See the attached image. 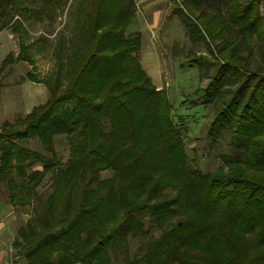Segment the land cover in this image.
I'll use <instances>...</instances> for the list:
<instances>
[{"label": "trees", "instance_id": "1", "mask_svg": "<svg viewBox=\"0 0 264 264\" xmlns=\"http://www.w3.org/2000/svg\"><path fill=\"white\" fill-rule=\"evenodd\" d=\"M29 1L30 4H25V0H0V31L16 15L23 19L14 26L20 32L19 55L9 53L0 63V89L3 71L9 64L34 63L28 51L31 44L24 40L29 29L23 22H36L43 16L54 19L58 15L54 0ZM261 5L264 11V0H181V6L214 45L220 64L239 76L241 85L228 102L218 107L207 132V138L213 140L222 129L223 121L235 124V138L231 137L230 141L231 155H221L229 165L228 175L219 177L188 166L183 143L187 129L184 125L176 127L169 117L175 142L171 143V138L165 140L164 151L168 158L164 160L175 161L182 181L173 185L160 183L159 175L164 173V168L158 166L146 178L144 173L138 175L140 181L145 178L146 183L152 182L144 196L147 203L156 201L151 209L162 213L179 211L177 225L163 230L152 242L167 241L161 252L166 253V259L172 263L249 264L231 245L215 255L179 256L184 246L189 247L195 239L204 241L205 235L213 229L218 230L221 239H228L222 215L242 221L250 218L247 228L255 233L261 248L258 257L264 260V12ZM136 10L135 0H78L76 14L81 28L71 45L78 48L71 47L67 54L75 56L70 61V69L66 71L61 65L64 42L60 41L55 51L58 67L52 83L48 82V77L38 78L36 68L21 77V82L42 81L49 89L43 104L0 126V184H5L7 202L22 208L32 203L34 212L26 227L18 230L22 243L17 238L12 242L16 249L14 255L25 256L27 264H111L107 261L109 251H118L120 246L126 249L124 243L130 235L127 222L133 211L127 209L121 220L101 221L102 206L109 197L113 181L99 180L98 174L109 169L121 170L120 156L130 153L129 161L134 156L133 144L126 140L120 149H113L103 141L88 143L86 138L96 127L103 137L111 134V112L115 106L127 114L138 113L135 119L138 124L144 122L151 126L153 123V112L145 109L142 113L141 101L156 93L162 95L163 88L154 84L142 65L141 35L127 33ZM253 45L258 52L255 61ZM254 72L258 78L249 87ZM220 75L217 70L207 87L194 91L195 95L201 94L198 98L186 100L210 106ZM101 82L106 86L98 89ZM249 88L250 94L241 105ZM58 135H66L72 151L75 146L81 149L84 163L79 173L73 171V160L69 158L65 162L56 150ZM164 135L167 134L155 133L158 145ZM33 139L40 142L43 150L24 145L25 141ZM138 160L134 157L130 163ZM37 163L41 164V169L32 168ZM47 175L51 179L50 189L40 193L39 186ZM77 182L80 183L78 191L73 194L71 188ZM168 186H172L175 193L166 192ZM187 191L193 196L187 195ZM60 196L64 203L57 209L55 200ZM124 203L129 206L131 199L125 196ZM187 204L194 213L207 210L219 218L205 225L196 223L188 211L181 210ZM140 221L137 216V222ZM152 246L148 245L138 257L129 255L125 264H148Z\"/></svg>", "mask_w": 264, "mask_h": 264}, {"label": "rangeland", "instance_id": "2", "mask_svg": "<svg viewBox=\"0 0 264 264\" xmlns=\"http://www.w3.org/2000/svg\"><path fill=\"white\" fill-rule=\"evenodd\" d=\"M54 1L59 9L57 12L58 15L54 19L44 18L43 16L42 20H37L36 22L25 21L32 32L26 34L24 40L25 43L31 44L28 51L34 63L31 64L28 61H22L21 68L19 69L21 75L18 77L16 74L14 81H20L21 77L27 74L28 71L36 68L34 71L37 72L38 78L43 79L48 77V82L52 83L54 74L56 73L55 69L58 67L55 51L60 41L64 42L62 53L63 63L61 65L66 71L70 69V61L75 56L67 54H69L72 43L76 40V32L80 31L79 29L81 28L77 22L78 16L76 14L78 0ZM169 1L171 2H169L170 6H165L158 24H153L150 28L144 22L145 19L142 20L143 14L140 11L139 16L137 14L127 29L128 34L133 32L139 33L141 39H144V34H147V29L154 34V44L151 42L145 44L142 40L144 52H147V56H150V58L153 57L156 61L152 63L155 73H152V70L149 73H152L151 76L154 77L156 83L161 84L159 88H163L161 91L163 92L162 95L156 93L149 99L141 101L142 113L145 109L153 112L151 113L152 125L147 126L144 122L143 124H138L135 120L138 117V113L127 114L124 110L115 106L111 112L113 117L111 134L103 137L100 129L96 127L89 132L86 138L88 143L103 141V144L113 149H120L126 140L133 144L132 151L134 152V156L129 161H127V158L130 156V153L120 156L121 161L118 164L122 167L121 170L118 169L117 172L115 169H109L101 171L98 174L99 180L113 181L109 197L102 206L101 221L104 222L114 218L121 220L124 218L127 209L133 211L127 222L130 235L124 243L126 249L120 246L118 251H109L107 261L111 264H125L130 258L129 255L138 257L150 244L153 246L147 257L148 264H175L170 259H166V253L163 254L164 252H161L163 246L167 243L165 239H161L162 241L155 242V244H152V242L163 230L177 225L180 219L179 211L175 210L162 213L159 209L153 210L150 208L154 207L152 203L156 201L147 203L144 200L146 188L152 184V182L146 183L145 178L153 171L155 166L164 168V173L159 175L160 183L173 185V183L182 181L181 170L175 167V161L164 160L168 158L167 153L165 154L166 150L164 151L165 140L167 139L168 141L171 138V143L174 144L175 142L169 127L168 120L170 118H172V122L176 127L179 126L182 128L184 125L187 129L183 137V143L188 158V166L202 173H213V175L219 177L226 176L229 173V165L221 155H231L232 149L230 147V141L231 137L235 138V124L233 121L226 120V123L223 121L221 124L222 129H220L213 140L207 138V132L218 107L228 102L233 92L241 85L239 76H234L225 66L220 64L214 45L203 35L199 26L195 25V19L181 6V0ZM30 3L29 0H25V4ZM261 10L264 12L262 5ZM72 48L75 49L78 46ZM252 48L253 61H255L258 52L255 45ZM195 59L199 60L197 61ZM9 66L10 64L6 67L5 72ZM251 67L254 68L255 64H252ZM217 70L220 71L221 75L216 84L217 92L213 99L214 102L210 106H206L204 103L187 101L186 99L198 98L201 95H195L193 93L198 87H207L212 82L213 75ZM63 71L66 73L65 70ZM153 74H156L158 79ZM251 76L252 78L248 82L249 87L257 81L258 74L254 72ZM11 77H8L7 74H2L3 84L9 83L10 79H12ZM105 86L106 84L101 82L97 85V88L103 89ZM250 90L251 88L246 91L241 105L244 104L246 98L249 96ZM18 97L16 91L9 93V96L6 95L5 101L6 105H8L3 116L8 121H15L24 116L22 112L20 114L13 113L15 112L14 108H19L17 102ZM32 98L33 96L29 101ZM12 101H15V103ZM25 104L28 103L26 102ZM25 104L21 105V108H25L27 106ZM127 117L128 119L126 121ZM0 118H2V114H0ZM157 131L167 134L160 137V145L154 139ZM24 145L43 150L38 140L25 141ZM55 148L59 151L65 162L69 158L73 160V171L75 174L79 173L84 163V156L81 149L75 146L74 151H72L67 144L66 135H58L55 137ZM73 153L74 157H72ZM235 153H238V150H235ZM134 157H138L139 160L130 163ZM32 168L41 169V164L37 163ZM142 173L145 174V178L140 181L138 175ZM79 184L77 182L75 185H72L71 193L75 194L78 191ZM50 185L51 179L47 175L39 186L40 193L48 191ZM67 190L69 191L68 188ZM5 192V184L1 183L0 217L9 220L12 219L11 222L15 225L12 234L22 243V238L19 236L18 230L26 227L27 223L31 221L34 215L32 203H29L23 208L9 204ZM166 192L175 193V189L172 186H168ZM187 195L192 197L193 193L187 191ZM125 196L131 199L129 206H126L124 203ZM62 203H64V200L60 196V198L58 197L55 200L56 208L59 209ZM181 210L184 212L188 211L196 223L202 222L204 225L209 224L216 217L219 218L217 214L211 215V212L207 210L194 213L192 208H190V204L185 205ZM134 215L136 216L134 217ZM137 216H140V222H137ZM222 216V221L226 222L227 225L226 231L228 239H221L217 234L218 230L213 229L205 235L204 241L199 238L193 240L189 247L184 246L180 250L184 252L179 254V256L186 257L189 255L193 257L204 253L215 255L225 251L226 247H230L231 245L237 252L242 254L243 259L250 262L249 264H264V260L258 257L261 248L255 233L249 231L247 228V222L250 218L242 221L232 219L225 215ZM174 254L178 258V254Z\"/></svg>", "mask_w": 264, "mask_h": 264}, {"label": "crops", "instance_id": "3", "mask_svg": "<svg viewBox=\"0 0 264 264\" xmlns=\"http://www.w3.org/2000/svg\"><path fill=\"white\" fill-rule=\"evenodd\" d=\"M137 11L136 16L141 13L143 14L142 20L146 22V25H148L151 28V25L158 24L161 15L163 14V11L165 9L166 5L170 6L169 0H135ZM170 2V3H169ZM135 16V17H136ZM147 19V20H146ZM23 21L22 17L19 15H16L14 19L8 24V26L4 27L0 31V63L1 61L9 54L13 53L15 57H17L20 53V32L17 29H14L15 24L19 21ZM24 26H27L25 22H23ZM31 33L32 31H30ZM162 37V36H161ZM145 44L152 43L154 44V34L150 30L147 29V34H144V39H142ZM142 65L145 68V70L148 72V74L151 76L152 73H155V70L152 66V63L156 62L153 57L150 58V56H147V52H144L143 50V43H142ZM144 57V58H143ZM22 61H16L10 64L7 71L3 72V74H7L8 77L12 76L10 79V82L7 84H3L2 88L0 89V114H2V118H0V126L4 121H8L5 116H3L4 111L6 110V95L9 96V93L16 91L18 93V109H15L16 114H22L26 115L28 112L32 110V108L35 105H38L40 103H43L48 98V89L46 84L39 81H34L31 79H26L25 81H14L15 75L19 77L21 75L20 68H21ZM19 70V71H18ZM152 70V71H151ZM152 72L151 74L149 72ZM24 75V74H23ZM156 75V74H153ZM21 77V76H20ZM154 84L159 88L161 84L156 83L153 76H151ZM156 78L158 79V76L156 75ZM4 79V78H3ZM23 92V93H22ZM23 94V97H22ZM25 94V95H24ZM5 96V97H4ZM33 96L32 100L30 98ZM15 103V101H12ZM11 102V103H12ZM28 104H25V103ZM27 105L25 108H21V105ZM11 105V104H10ZM11 108L10 106H8ZM22 110V111H21ZM10 121V120H9ZM9 219H3L0 217V260L5 258H13L14 264H27V259L25 256H15L14 255V247L12 245L13 238H15L13 231H14V224ZM13 239V240H12Z\"/></svg>", "mask_w": 264, "mask_h": 264}, {"label": "built area", "instance_id": "4", "mask_svg": "<svg viewBox=\"0 0 264 264\" xmlns=\"http://www.w3.org/2000/svg\"><path fill=\"white\" fill-rule=\"evenodd\" d=\"M0 264H14L13 258H5L0 260Z\"/></svg>", "mask_w": 264, "mask_h": 264}]
</instances>
